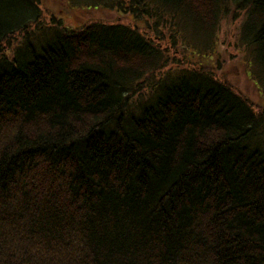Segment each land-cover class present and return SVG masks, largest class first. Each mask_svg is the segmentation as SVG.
I'll return each instance as SVG.
<instances>
[{
	"label": "trees",
	"instance_id": "trees-1",
	"mask_svg": "<svg viewBox=\"0 0 264 264\" xmlns=\"http://www.w3.org/2000/svg\"><path fill=\"white\" fill-rule=\"evenodd\" d=\"M19 1L22 20L0 0V264H264V111L169 66L159 28L205 56L243 11L264 89V0H90L147 26L76 28Z\"/></svg>",
	"mask_w": 264,
	"mask_h": 264
},
{
	"label": "rangeland",
	"instance_id": "rangeland-1",
	"mask_svg": "<svg viewBox=\"0 0 264 264\" xmlns=\"http://www.w3.org/2000/svg\"><path fill=\"white\" fill-rule=\"evenodd\" d=\"M15 1L20 4L17 16H21L20 19L22 20L28 14L25 7L26 2ZM89 1L40 0V4L46 18H49L50 15L59 16L66 26L75 28L94 20L136 22L132 18L120 20L122 13L110 7H103L102 5L89 7L90 4H87ZM243 19L244 12H236L229 5L227 11L219 19L214 46L205 56L199 53L198 50L194 51L195 49L192 46L185 45L182 38L183 34L175 32L170 21L163 22L159 27L162 31L160 35L163 37L161 44L163 47L168 46L171 57L168 56L170 59L169 66L172 64L171 66L175 68H185L200 65L203 67L205 65L209 71L220 75L221 78L233 85L237 91L243 93L256 110L264 111V89L260 86L257 77L251 74V57L245 44L243 45L240 41ZM139 23L144 25V21H139ZM171 27L174 33H177L175 39ZM150 34L153 35V32H150ZM11 50L10 48V54ZM142 93L146 96L148 94L147 89L144 88Z\"/></svg>",
	"mask_w": 264,
	"mask_h": 264
},
{
	"label": "bare ground",
	"instance_id": "bare-ground-1",
	"mask_svg": "<svg viewBox=\"0 0 264 264\" xmlns=\"http://www.w3.org/2000/svg\"><path fill=\"white\" fill-rule=\"evenodd\" d=\"M136 21V23H138V25H140V26H147L146 24H145V22H144V25H141L140 23H139V21H142V20H135ZM135 23V24H136ZM130 29V28H129ZM150 32H153L152 30H149V32L148 33H150ZM152 35V34H151ZM10 247H11V245H10Z\"/></svg>",
	"mask_w": 264,
	"mask_h": 264
}]
</instances>
